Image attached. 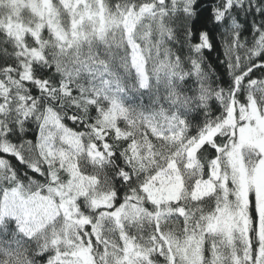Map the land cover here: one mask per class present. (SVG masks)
Instances as JSON below:
<instances>
[{
  "label": "snow or ice",
  "instance_id": "6c2138e0",
  "mask_svg": "<svg viewBox=\"0 0 264 264\" xmlns=\"http://www.w3.org/2000/svg\"><path fill=\"white\" fill-rule=\"evenodd\" d=\"M0 264H264V0H0Z\"/></svg>",
  "mask_w": 264,
  "mask_h": 264
}]
</instances>
